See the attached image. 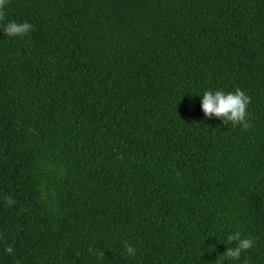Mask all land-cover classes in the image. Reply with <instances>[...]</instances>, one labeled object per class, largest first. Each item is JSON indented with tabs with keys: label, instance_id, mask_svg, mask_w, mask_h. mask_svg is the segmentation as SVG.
Returning a JSON list of instances; mask_svg holds the SVG:
<instances>
[{
	"label": "trees",
	"instance_id": "1",
	"mask_svg": "<svg viewBox=\"0 0 264 264\" xmlns=\"http://www.w3.org/2000/svg\"><path fill=\"white\" fill-rule=\"evenodd\" d=\"M4 12L33 30L0 29V264H264V0ZM237 88L250 128L204 118ZM235 232L253 247L226 259Z\"/></svg>",
	"mask_w": 264,
	"mask_h": 264
},
{
	"label": "clouds",
	"instance_id": "2",
	"mask_svg": "<svg viewBox=\"0 0 264 264\" xmlns=\"http://www.w3.org/2000/svg\"><path fill=\"white\" fill-rule=\"evenodd\" d=\"M8 0H0V21L5 18L4 8ZM3 30L5 37H25L33 30V25L27 22L17 23L9 22L0 27ZM251 103V97L247 96L241 89L237 88L234 93H225L222 90L215 92L205 91L202 95L201 109L204 118L207 120L215 117L222 121L224 126L231 124L233 128L240 126L247 130L252 125L248 122V105ZM7 206H12L15 201L11 197H5ZM254 241L251 238H242L239 232H235L227 236L225 244L228 248L222 256L226 259L238 260L242 252H245L253 247ZM235 245L234 247L232 245ZM128 256H135L136 250L127 242L123 245ZM90 252L94 250L89 249ZM5 252L9 255L14 254V249L9 246L5 248ZM99 259H104L103 251L94 253ZM16 264H20L19 261Z\"/></svg>",
	"mask_w": 264,
	"mask_h": 264
}]
</instances>
